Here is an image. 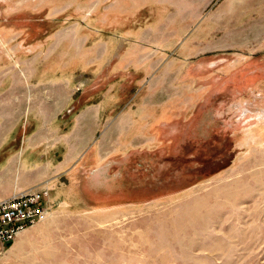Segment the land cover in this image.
<instances>
[{
    "label": "rangeland",
    "instance_id": "1",
    "mask_svg": "<svg viewBox=\"0 0 264 264\" xmlns=\"http://www.w3.org/2000/svg\"><path fill=\"white\" fill-rule=\"evenodd\" d=\"M15 28L62 31L75 168L0 264H264V0H0Z\"/></svg>",
    "mask_w": 264,
    "mask_h": 264
},
{
    "label": "crops",
    "instance_id": "2",
    "mask_svg": "<svg viewBox=\"0 0 264 264\" xmlns=\"http://www.w3.org/2000/svg\"><path fill=\"white\" fill-rule=\"evenodd\" d=\"M52 40L47 34L33 38L16 28L8 35L0 30V199L16 190L49 188L51 164L68 170L75 163V144L63 155L56 152L54 159L42 142L48 122L69 110L75 117V68L74 73L55 76L65 68L62 31L56 30ZM37 70H54V76H34ZM71 126L75 132V122Z\"/></svg>",
    "mask_w": 264,
    "mask_h": 264
},
{
    "label": "built area",
    "instance_id": "3",
    "mask_svg": "<svg viewBox=\"0 0 264 264\" xmlns=\"http://www.w3.org/2000/svg\"><path fill=\"white\" fill-rule=\"evenodd\" d=\"M50 188L16 190L0 199V252L48 213Z\"/></svg>",
    "mask_w": 264,
    "mask_h": 264
}]
</instances>
